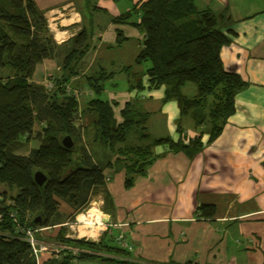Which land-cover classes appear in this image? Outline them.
Instances as JSON below:
<instances>
[{"label":"trees","instance_id":"16d2710c","mask_svg":"<svg viewBox=\"0 0 264 264\" xmlns=\"http://www.w3.org/2000/svg\"><path fill=\"white\" fill-rule=\"evenodd\" d=\"M132 1L133 11L113 19L116 24L138 28L144 35L135 61L143 73H134L133 67L121 70L128 75L129 91L165 87V100L176 99L182 115L191 113L198 127L206 128L187 143L170 138L152 140L146 130L148 114L139 110L137 98L125 105L122 122H117L116 103L103 97L106 83L116 74L102 67L82 76L83 85L94 97L80 108V101L67 88L80 75L81 62L92 48V30L84 26L74 38L59 45L34 0H0V70L9 71L0 77V185L15 193L7 196L3 192L0 198V264H38L31 245L23 240L22 228H53L65 223L61 202L73 210L75 219L89 207L96 190L105 186V168L94 162L87 149V129L92 128L96 142L122 157L117 169L126 170L125 188L129 189L159 157L155 147L167 146L171 152L182 151L193 158L204 148L203 135H209L206 144L213 143L234 114L235 98L246 83L235 72L227 71L221 58L223 47L233 36L228 15L200 9L199 0ZM75 2L82 14L99 9L95 0ZM126 40L118 30L117 44ZM49 59L60 60L61 67L52 91L33 80L37 66ZM189 83L197 92L191 99L181 92ZM134 127L141 145L129 146ZM64 136L75 140L73 151L62 146ZM33 142L38 147L22 153ZM79 143L81 151L75 157ZM37 171L47 175L43 187L34 181ZM206 208L214 215L213 207H202ZM37 217L41 224L35 227ZM57 239L81 252L74 255L66 250L58 260L43 264H76V260L130 264L122 259L128 252L106 233L93 242L66 238L62 227Z\"/></svg>","mask_w":264,"mask_h":264},{"label":"crops","instance_id":"0c3cea01","mask_svg":"<svg viewBox=\"0 0 264 264\" xmlns=\"http://www.w3.org/2000/svg\"><path fill=\"white\" fill-rule=\"evenodd\" d=\"M34 2L57 44H66L84 26L93 32L92 48L70 86L80 93V108L94 97L83 85L84 74L99 67L115 74L124 73L125 67L143 73L135 61L144 35L136 27L113 21L129 13L134 2L116 8L117 3L107 0L97 5L98 10L83 14L75 0ZM198 7L228 15L233 36L221 58L225 69L246 83L220 136L206 144L209 135L204 134V148L193 158L182 151L171 152L167 146L155 147L159 157L127 189L126 170L117 169L122 157L96 142L92 128L86 130V144L92 142L94 147V152L87 148L88 152L105 168L106 177L105 186L96 190L91 202L102 207L106 225L102 235L110 236L115 245L118 236H125L132 250L122 248L128 252L122 259L130 264H264V0H199ZM118 30L127 38L121 45ZM60 69V60H45L37 66L33 80L45 85ZM7 75L8 70H1L0 77ZM104 94L111 104L116 103L114 116L119 123L125 105L137 98L139 110L148 114L146 130L152 140L188 142L206 128L198 127L191 113L182 115L176 99L166 101L165 87L141 92H130L129 85L127 89L106 87ZM135 133L139 143L131 144L141 145L138 128ZM61 204L60 211L73 213ZM203 206L213 207L214 215ZM62 221L45 230L41 242L53 248L70 247L57 239L68 223ZM102 235L99 239L87 235V239L98 242Z\"/></svg>","mask_w":264,"mask_h":264},{"label":"rangeland","instance_id":"374dc122","mask_svg":"<svg viewBox=\"0 0 264 264\" xmlns=\"http://www.w3.org/2000/svg\"><path fill=\"white\" fill-rule=\"evenodd\" d=\"M104 1H107V0H95V3L97 5H99L100 2H104ZM133 2L134 1H132V0H122V1L116 2L117 4H115V5H116V8H118V7H124L127 4H131ZM130 6H132V4ZM134 7H135V5L133 3V6L131 7V9H134ZM131 11H133V10H131ZM125 14H127V13H125ZM134 19H136V17H134ZM0 72H1V70H0ZM128 80H129L128 75H126L125 73H117L113 80H110L106 83V87H107V89H110V90H112L113 88L114 89H120V88L124 89V87H126V89H127L128 85H129ZM181 92L184 93L185 95H187V97L190 99L193 98L197 93L195 85L191 84V83L187 84L184 89L182 88ZM103 97L106 98V95L104 94ZM36 128L38 129L37 126H36ZM135 132H136V128L134 127L130 131V135L128 137L127 145L134 146V145H132V144H134V142L139 143L137 138H135V136H134L136 134ZM135 145H138V144H135ZM31 147L36 148V147H38V144L33 142L31 145L25 147V149L22 150V153L29 152ZM81 147H82V144L79 143L77 146V149L74 153L75 157L78 155V153H80ZM87 148L94 152V149H93L94 147H93L92 142L87 143ZM3 192H6L7 196H11V195L15 194L14 192L10 193L9 189H7L4 185H0V198L3 196ZM61 205L62 204H60V207H61ZM62 208H65V207H62ZM94 208L99 211L100 215H102V217H103L102 221H104L105 216L103 215L102 207L99 203H97V201H94V200L91 202V204L89 205L88 208H86L84 211L77 214L75 216V219L72 216L73 213H70V214L66 213V212H64V209H62L61 213L63 214V218L66 219L68 222L65 225V227L63 228L64 234L69 236L72 239H84L85 237H83V236H85V235H90L93 238L95 237V239H97V238L99 239L100 235H102V230L104 229L105 226L104 225L103 226L102 225L96 226V225H94L96 223L93 220H91L90 223H88V224L86 222L80 220V216H83V214H84V216L89 217L90 211ZM56 230H58V229H56ZM51 231H54V230H51ZM40 237H42V236H40ZM87 240L93 241L91 239H87ZM116 245H117V243H116ZM75 263L76 264H103L101 260H81V261L77 260Z\"/></svg>","mask_w":264,"mask_h":264},{"label":"built area","instance_id":"2783aa9c","mask_svg":"<svg viewBox=\"0 0 264 264\" xmlns=\"http://www.w3.org/2000/svg\"><path fill=\"white\" fill-rule=\"evenodd\" d=\"M53 80L54 78H52L48 83L45 84L46 88L49 91H52L55 88V83ZM67 89L77 100L80 99L79 92L70 90V87H68ZM94 225L98 226L99 224ZM100 225H104L106 227L105 221H102ZM47 229L49 228H22V233L24 235L23 240L31 245L38 264H43L46 261V258L47 260H58L61 257L62 253L66 250L72 251L74 255H78L81 252L79 249L66 246L53 248L50 245L41 242L40 236ZM83 237L88 238L87 235ZM115 240L121 248L129 251L132 250L131 246L126 243L124 235L118 236Z\"/></svg>","mask_w":264,"mask_h":264},{"label":"water","instance_id":"95a60500","mask_svg":"<svg viewBox=\"0 0 264 264\" xmlns=\"http://www.w3.org/2000/svg\"><path fill=\"white\" fill-rule=\"evenodd\" d=\"M62 146L67 149L73 151L76 148V142L71 136H64L61 139ZM47 175L43 172L37 171L34 173V181L39 187H43L47 182ZM40 217L35 218L33 222V226H40Z\"/></svg>","mask_w":264,"mask_h":264},{"label":"bare ground","instance_id":"6f19581e","mask_svg":"<svg viewBox=\"0 0 264 264\" xmlns=\"http://www.w3.org/2000/svg\"><path fill=\"white\" fill-rule=\"evenodd\" d=\"M102 219H103L102 215H100L99 211L95 208L90 211L89 217L84 216V214L83 216H80V220L86 222L87 224L90 223L91 220H93L96 224L100 225Z\"/></svg>","mask_w":264,"mask_h":264}]
</instances>
